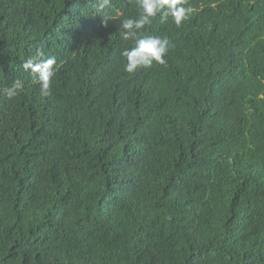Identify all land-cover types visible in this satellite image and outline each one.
Masks as SVG:
<instances>
[{"label":"trees","instance_id":"1","mask_svg":"<svg viewBox=\"0 0 264 264\" xmlns=\"http://www.w3.org/2000/svg\"><path fill=\"white\" fill-rule=\"evenodd\" d=\"M101 2L0 0V264H264V0L158 14L166 63L134 73L143 10Z\"/></svg>","mask_w":264,"mask_h":264},{"label":"clouds","instance_id":"2","mask_svg":"<svg viewBox=\"0 0 264 264\" xmlns=\"http://www.w3.org/2000/svg\"><path fill=\"white\" fill-rule=\"evenodd\" d=\"M110 0H102L100 7L108 6ZM138 6L143 10V13L137 19H124L121 22V38L125 41L134 40L135 47L130 50H125L122 55L126 57L127 63L125 71L134 73L138 69L151 68L154 64H165V55L169 50L170 41L167 38L160 36H147L138 38L140 30L145 25L151 23L152 19L160 14L161 21L171 16L177 27H180L183 22L189 19L194 12L193 7L185 6L187 0H137ZM43 52L37 50V58L28 59L23 64L25 71H31L40 84L41 94L49 95L53 77L55 76V65L57 63L55 57L43 59ZM23 84L17 80L14 84L5 89L4 92L8 98H13L22 90Z\"/></svg>","mask_w":264,"mask_h":264}]
</instances>
